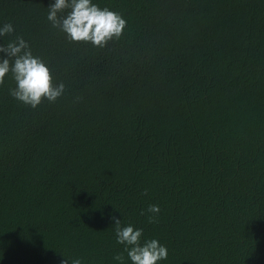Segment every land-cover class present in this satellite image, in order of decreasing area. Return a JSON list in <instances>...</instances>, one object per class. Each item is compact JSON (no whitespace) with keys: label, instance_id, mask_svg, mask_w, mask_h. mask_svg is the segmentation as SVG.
<instances>
[{"label":"trees","instance_id":"16d2710c","mask_svg":"<svg viewBox=\"0 0 264 264\" xmlns=\"http://www.w3.org/2000/svg\"><path fill=\"white\" fill-rule=\"evenodd\" d=\"M48 2L0 0L4 42L65 84L35 109L0 85V264H131L109 214L165 245L159 264H264V0H93L126 20L102 48Z\"/></svg>","mask_w":264,"mask_h":264},{"label":"clouds","instance_id":"9594fccd","mask_svg":"<svg viewBox=\"0 0 264 264\" xmlns=\"http://www.w3.org/2000/svg\"><path fill=\"white\" fill-rule=\"evenodd\" d=\"M47 21L59 29L70 42L90 43L93 47H104L109 41L118 40L126 27L121 14L100 7L93 0H49ZM15 32L12 23H0V85L10 76L14 87L9 94L18 102L33 109L43 101L54 103L65 93L63 82H52L49 65L34 55L29 43ZM118 212V211H116ZM149 222L153 223L160 213L159 205L147 209ZM120 214V213H119ZM114 228L116 243L123 246L131 264H159L168 258V249L158 239H143V229L131 223L122 224L121 215L109 214ZM115 264H124L121 254L113 257ZM63 264H84L81 257L64 258Z\"/></svg>","mask_w":264,"mask_h":264}]
</instances>
